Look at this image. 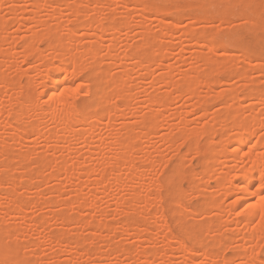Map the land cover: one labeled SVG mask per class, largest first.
Instances as JSON below:
<instances>
[{"label": "rangeland", "instance_id": "rangeland-1", "mask_svg": "<svg viewBox=\"0 0 264 264\" xmlns=\"http://www.w3.org/2000/svg\"><path fill=\"white\" fill-rule=\"evenodd\" d=\"M230 1L148 0L155 7L162 5L159 8L167 6L168 9L144 12L133 9L134 0H0V152L3 154L0 155V181L3 182H0V221L9 229L8 238L0 247L8 245L7 250L14 247L24 258L30 256L31 264L62 261L69 264H264L263 237L258 238L254 233L253 240L245 245L246 250L239 247L247 230L236 205L239 190L228 195L226 188L219 184L225 175L231 179L234 171L228 157L230 146L226 147L225 157L216 154L218 143L230 140L234 132L224 125H233L234 119L251 123L259 120L263 125L253 126L252 136L254 139L264 136V108L253 97L264 95V0H236V3L232 0L229 5ZM258 2L262 9L257 8ZM247 6L260 11L251 13L252 8ZM74 7L88 15L74 20ZM159 19L166 22V33L161 30ZM96 20L100 27L88 30L85 26L88 21ZM112 22L118 24L114 31L109 30ZM144 30H149L145 31L148 36ZM184 30H187L186 38ZM206 38H211L212 43L205 42ZM49 41L62 45V48L57 45L62 50ZM141 42H146L147 47L144 43L142 52H137L136 46ZM210 44L217 48L212 50ZM86 45H92L95 50L91 48L95 58L89 53L94 58L90 61L92 66L86 59V56L90 58V47L87 54L83 51ZM58 50L70 52L71 67L74 62L83 66L84 62L90 63L88 68L85 65L87 69L81 65L82 73L78 77L74 74L72 80V86L79 88L73 92L71 102L79 112L92 113L94 122L85 131L76 123L74 127L71 124L74 132L61 130L56 135L53 119L46 110V98L39 95L40 79L46 69L50 64L54 67L61 64L59 54L63 52ZM156 56L161 58L159 64L147 62L146 59L150 61ZM209 56L211 59L205 61ZM136 58L141 66L144 63L143 68L134 63ZM206 66L212 71L209 77ZM96 67H102V73H95ZM189 74L198 76L196 84L190 87L191 95L185 88L191 79ZM100 76L102 80L98 79ZM180 81L184 83L180 90L187 89L189 93L172 89L173 83ZM86 85L92 88L90 95L80 89ZM104 87L107 90L102 91L104 95L101 92L100 98L97 93ZM249 93L253 95L248 97ZM152 97L161 99L160 106L148 102ZM19 98L27 100L26 107L23 101L15 102ZM29 99L36 105L32 107L35 111ZM90 99L97 100L96 104L92 105L95 100ZM18 104L24 108L29 106L33 113H29L30 117L24 114L21 118L24 121L19 118L16 122L11 114L20 108ZM227 110L234 117L230 120L227 117L228 121L222 119ZM42 111L47 115L39 120ZM9 120L14 127L21 124L22 133L11 134ZM211 121L218 123L214 127L212 123L211 133H203ZM126 145L130 147L129 151L124 149V153L129 152L128 157L126 154V157H117L116 152L123 150L120 146ZM256 151L264 155L262 148ZM12 155L17 156L11 158ZM113 163L118 164L116 169ZM40 164L42 167L37 168L41 174L35 168ZM4 165H8L6 171H2L6 168ZM129 165L134 167L132 175L128 173ZM109 167L113 171L109 172ZM35 171L40 175L36 177L39 180L33 176ZM114 174L120 175L119 181H113ZM11 177L14 185L8 184ZM13 193V198L23 204L18 210L9 202ZM251 201H255L254 196ZM155 211H160L157 218ZM63 215L66 216L61 219L64 223L59 217ZM260 225L264 228V222ZM165 235H169L168 239ZM198 237L201 239L197 240ZM179 239L186 249L193 250V255L180 249ZM130 247L132 250H127ZM250 249L260 257V263L250 256L251 259H245L243 255ZM146 250L153 251V255ZM204 251L214 252L216 259ZM236 252L243 257H234Z\"/></svg>", "mask_w": 264, "mask_h": 264}, {"label": "bare ground", "instance_id": "bare-ground-1", "mask_svg": "<svg viewBox=\"0 0 264 264\" xmlns=\"http://www.w3.org/2000/svg\"><path fill=\"white\" fill-rule=\"evenodd\" d=\"M62 1H64V0H62ZM216 2H217V0H215ZM230 1V0H229ZM232 1V0H231ZM231 1H230V4L229 5H231ZM236 0H234V3H236L235 2ZM244 1V0H243ZM242 1V2H243ZM246 1V0H245ZM65 2H66V0H65ZM68 2V1H67ZM134 5H135V7L133 8L134 10H141V11H148L149 9H151L153 12H158V11H160V12H163V11H166V8H167V6L165 7H163V8H159V7H161L162 5H159V7L157 6V7H155V6H153L154 5V3H153V5L150 3H148V0H134ZM187 2V1H186ZM201 2V1H200ZM223 2V1H222ZM198 4H200L199 2H197ZM203 3V2H202ZM233 3V2H232ZM241 3V1L239 2V4ZM244 3V2H243ZM242 3V4H243ZM36 4H39V2H36ZM66 4V3H65ZM88 4V3H87ZM205 4H206V1H205ZM207 4H210V3H208L207 2ZM245 4H246V2H245ZM255 4V3H254ZM263 3L261 2V5H262ZM33 5L35 6V2L33 3ZM43 5V4H42ZM85 5V4H84ZM202 5V4H201ZM234 5V4H233ZM246 5H248V4H246ZM252 5V4H251ZM264 5V4H263ZM39 6V5H38ZM55 6V5H54ZM67 6V5H66ZM175 6H179V5H175ZM188 6V5H187ZM197 6V5H196ZM200 6V5H199ZM203 7H204V4L202 5ZM209 6V5H208ZM211 6H212V4H211ZM236 6V5H235ZM253 6V5H252ZM252 6H247L246 8H248L249 7V9H250V7L252 8ZM256 6H257V8H259V9H262V8H260L261 6H260V2H258V5L256 4ZM37 7V6H36ZM73 7V6H72ZM71 7V8H72ZM201 7V6H200ZM214 6H212V8H213ZM242 7H243V5H242ZM237 8V7H236ZM36 9V8H35ZM168 9V8H167ZM215 9V8H214ZM249 9H246V10H249ZM259 9H257V10H255V11H258L257 13H259ZM264 9V8H263ZM73 10V9H72ZM71 10V11H72ZM209 10V9H208ZM220 10V9H219ZM254 9L252 8V10H250V12L251 13H254L255 11H253ZM92 11V10H91ZM202 11V10H201ZM53 12V11H52ZM223 12V11H222ZM73 13H74V20H79V19H82V15L84 16L85 14H84V12L82 11V10H80L79 8L77 9H75V7H74V11H73ZM83 13V14H82ZM86 13V12H85ZM242 13V12H241ZM160 14V13H159ZM246 14V13H245ZM244 14V15H245ZM86 15H88V14H86ZM85 15V16H86ZM219 15V14H218ZM233 15H234V13H233ZM211 16V15H210ZM244 17V16H243ZM251 17V16H250ZM84 18V17H83ZM89 18V17H88ZM93 19V18H92ZM96 19V18H95ZM115 19V18H114ZM117 19V18H116ZM115 19V20H116ZM202 19H205L204 17H202ZM90 20V19H89ZM193 20H195L194 19V17H193ZM206 20V19H205ZM208 20H210V19H208ZM3 21V20H2ZM86 21V20H85ZM84 21V22H85ZM196 21V20H195ZM248 21V20H247ZM117 23H118V21H116ZM115 22V23H116ZM158 22L162 25V27H161V30L163 31V33H166V27L164 26V24H166V22L164 21V20H158ZM83 23V22H82ZM100 23H101V21H100ZM87 24V23H86ZM110 23H108V25H109ZM112 24H113V22H112ZM252 24V23H251ZM85 25V24H84ZM118 25V24H117ZM117 25H115V24H113V25H110V27H109V30L111 29H113V31L116 29V26ZM83 26V25H82ZM85 26H87V29L88 30H94V29H97L98 27H100V25L98 24V21L96 20V21H88V24L87 25H85ZM84 26V27H85ZM54 27V26H53ZM108 27V26H107ZM50 28V27H49ZM70 28V27H69ZM71 29V28H70ZM77 29V28H76ZM248 29V31H249V29L250 28H247ZM73 30V29H72ZM110 30V31H111ZM3 31V30H2ZM146 30H144V32H145ZM147 31H149V30H147ZM146 31V32H147ZM187 31V30H186ZM186 31L184 30L183 31V33H184V35H183V33H182V35L186 38L187 36H185V34H186ZM146 32L144 33V35L146 34ZM195 32H197L196 30H195ZM48 34L47 35H49V37H52L53 35H51L50 36V34H49V32H47ZM70 33V32H69ZM191 33V32H190ZM198 34H199V32H197ZM248 33V32H247ZM254 33V32H253ZM192 34V33H191ZM195 34V33H194ZM201 34V33H200ZM209 33H207V35H208ZM150 35V34H149ZM196 35V34H195ZM146 36H148L147 34H146ZM199 36V35H198ZM212 36V35H211ZM211 36H209V37H211ZM226 36V35H225ZM35 37V36H34ZM48 37V36H47ZM48 37V38H49ZM55 36H53V38H54ZM150 37V36H149ZM152 37V36H151ZM188 37H189V35H188ZM195 37V36H194ZM206 37V36H205ZM40 38V37H39ZM71 38H73V37H71ZM154 38V37H153ZM152 38V39H153ZM229 38V37H228ZM36 39V38H35ZM56 38H54V41H57V40H55ZM190 39V38H189ZM192 39V38H191ZM31 40V39H30ZM51 40V39H50ZM236 40V39H235ZM34 41V40H33ZM51 41H53V40H51ZM51 41H49L50 43V45H52V44H55V42H51ZM59 39H58V43H59ZM74 40H72V42H73ZM192 41H193V39H192ZM199 41H201V40H199ZM205 42H211L212 43V40H211V38H206L205 40H204ZM218 41V40H217ZM32 42V41H31ZM194 42L196 43V42H198V38L197 39H195L194 40ZM202 42V41H201ZM237 42V41H236ZM37 43H38V40H37ZM36 43V44H37ZM57 42H56V48H58V49H61L62 48V45L60 46L59 44H58ZM144 43H145V45H146V47H147V43L146 42H141V43H139L137 46H136V51L138 52V51H140V52H142V50H141V48L144 46ZM230 43V42H229ZM250 43V42H249ZM26 44H28V47L30 46L31 47V45H29V44H31V43H27L26 42ZM61 44V43H60ZM71 44V43H70ZM251 44V43H250ZM60 46L61 48H59L58 46ZM88 45V44H87ZM86 45V47L85 48H87V49H85V48H83V51L85 50V53L87 54V51L86 50H90L91 48H92V45H91V47H90V49H89V47ZM211 45V44H210ZM218 45V44H217ZM222 45V44H221ZM220 45V46H221ZM240 45V44H239ZM72 46V45H71ZM32 47H33V44H32ZM146 47L144 48L145 50H146ZM211 47H213V49L212 50H215V48H217V47H214V46H212L211 45ZM48 48H54V47H48ZM65 48V47H64ZM63 48V49H64ZM29 49V48H28ZM32 49H34V47L32 48ZM32 49H31V52H32ZM55 49V48H54ZM93 49V48H92ZM91 49V51L89 52L88 51V56L91 58H87V56H86V59L90 62V61H92V59L94 60V52H92L93 50ZM95 49H96V47H95ZM30 50V49H29ZM35 50V49H34ZM33 50V51H34ZM55 50H57V49H55ZM62 50V49H61ZM61 50H58V51H61ZM68 50V49H67ZM66 50V51H67ZM98 50V49H97ZM156 50V49H155ZM243 50V49H242ZM249 50V49H248ZM36 51V50H35ZM73 51V50H72ZM95 51V50H94ZM152 51H153V49H152ZM55 52V51H54ZM61 52H63V51H61ZM140 52L138 53V55H140ZM144 53L146 52V51H143ZM29 53V52H28ZM89 53H91L92 54V56L94 57V58H92V56H91V54H89ZM96 53V52H95ZM135 53V55H136V52H134ZM149 53V52H148ZM154 53V52H153ZM243 53V52H242ZM54 54V53H53ZM157 54L158 55H160V50L158 49L157 50ZM38 55V54H37ZM59 55H61L60 56V61H61V64L60 65H57V66H52V64H50V68L47 70L46 69V72L44 73V75L41 77V79H40V83H41V87H42V90H41V92H40V94L39 95H41V97L43 96H45V98H46V104H47V108H46V110L48 109V115H49V117L51 118L52 117V123L54 124L53 126H54V129H56V135L58 134V132H61V130H63V131H67L68 133H72V132H74V126H75V124L76 125H81L83 128H80V130H82V131H85V129L87 130V127L88 128H90L91 126H92V122H94L93 121V119H91V115H92V113L90 114H84V113H82V112H79V110H78V108H76L75 107V105L71 102L72 101V97L73 96H75V94H73V92H77L78 91V88H79V86H77V87H73L74 86V84H73V82H72V80H73V75L75 74V76H77L78 77V75L80 74V73H82V70H83V68H85V69H87L88 67L87 66H89L90 65V63H91V66H92V62H90V63H86V62H84L85 63V65H86V67H85V65L83 66V64L82 63H75L74 62V64H72V67L70 66V62L73 60L72 59V57L73 56H71V54H70V52H65V50H64V52L63 53H61V54H59ZM97 54H95V56H96ZM130 55H132V54H130ZM129 55V57L131 58V56ZM39 56V55H38ZM41 56V55H40ZM39 56V57H40ZM6 57V56H5ZM140 57V56H139ZM155 57V56H154ZM153 57V59L152 60H150V61H148V59H146L147 60V62H153V63H160V61H161V58H159V56L157 57L156 56V58H154ZM75 58V57H74ZM132 58H134L133 56H132ZM40 59V58H39ZM135 59V58H134ZM211 59V57L209 56V57H207L206 58V60L205 61H209ZM37 60V59H36ZM85 60V59H84ZM86 60V61H87ZM138 60H140V59H138ZM144 60V59H143ZM40 61V60H39ZM135 61V60H134ZM73 62V61H72ZM140 61H137V58H136V61L134 62V63H137V66H139V68L141 67V68H143L145 65H144V63H142L143 64V66H141L140 65V63H139ZM141 62H143V61H141ZM145 62V61H144ZM78 64H80V66L78 65ZM81 65L83 66V68L81 67ZM208 65V64H207ZM210 67V69H212L211 68V65L209 66ZM209 67H207L206 66V69H205V71H206V74L208 75V77H209V74H210V72L209 71H211L210 69H208ZM102 68V67H101ZM100 67L99 68H97L96 67V69H97V71L95 72V73H99V72H101L102 73V71H103V69H101ZM84 69V70H85ZM144 69H147V68H144ZM264 70V69H263ZM194 72V71H193ZM212 72V71H211ZM209 73V74H208ZM93 74V73H92ZM166 74V73H165ZM164 74V75H165ZM191 74H193V73H191ZM194 74H195V72H194ZM200 74V73H199ZM205 74V75H206ZM242 74V73H241ZM244 74V73H243ZM242 74V75H243ZM98 76H99V74H97ZM169 75H170V73H169ZM183 75H184V73H183ZM186 75V74H185ZM190 75V74H189ZM1 76V75H0ZM4 76V75H3ZM166 76V75H165ZM187 76H188V74H187ZM196 76H197V74H196ZM196 76L194 75V76H189L188 78H190L191 77V79L190 80H188V82H186V81H184V82H186V83H189V85H187V87H185V88H187L188 90H190L191 91V89H190V87L192 86V85H194V84H196V81H198L197 79L198 78H196ZM238 76H240V75H238ZM237 76V77H238ZM183 77V76H182ZM198 77V76H197ZM242 77V76H241ZM4 78V77H3ZM101 78V80H102V77L100 76V77H98V79H100ZM5 79H7L6 77H5ZM96 78H94V80H95ZM97 79V80H98ZM209 79V81L211 82V80H212V78L210 77V78H208ZM9 80V79H8ZM8 80H6V81H8ZM101 80H100V82H101ZM104 80V79H103ZM163 80V79H162ZM6 81H5V83H6ZM112 81H114V80H112ZM164 81H165V79H164ZM214 81V80H213ZM2 82H4L3 80H1V83ZM10 82V81H9ZM96 82V81H95ZM97 82H99V81H97ZM99 82V83H100ZM4 83V84H5ZM114 83H116V81L114 82ZM117 83L119 84V81H117ZM117 83H116V85H117ZM214 83V82H213ZM9 84V83H8ZM111 84H112V82H111ZM123 84V83H122ZM184 83H182L181 81L180 82H177V83H173V86H174V88L172 87V89H175V91L177 92V89H179L180 90V88H181V86L183 85ZM208 84H210V83H208ZM212 84V83H211ZM10 85V84H9ZM73 85V86H72ZM89 85V84H88ZM88 85H86L85 87L83 86V87H81L80 89L81 90H83L84 92H85V94L87 93V94H91L92 93V88H90V87H88ZM109 85V84H108ZM115 85V84H114ZM90 86V85H89ZM96 86V85H95ZM185 86V85H184ZM93 87H94V85H93ZM105 87H107V86H105ZM105 87L101 90V89H99V90H101V91H98V93H97V95H99L98 97H100V96H102V95H104V93L102 92L103 90L105 91V90H107V89H105ZM27 88V87H26ZM97 88V87H96ZM79 89V90H80ZM184 89V88H183ZM187 89H185V91L184 90H180V91H178V92H183L184 94L188 91ZM251 89V88H250ZM22 90V89H21ZM27 90H28V88H27ZM251 90H253V88L251 89ZM254 90H256V89H254ZM264 90V89H263ZM190 91H188L187 93H189ZM21 92V91H20ZM25 92H26V89H25ZM28 92V91H27ZM100 92V93H99ZM101 92L103 93L102 95H101ZM181 92V93H182ZM193 91H191L190 92V95H191V93H192ZM261 92V91H260ZM22 93H24V91L22 92ZM180 93V94H181ZM262 93V92H261ZM94 94H96V93H94ZM179 93H178V95H180ZM233 94V93H232ZM255 94V93H254ZM24 95V94H23ZM27 96H28V94H26ZM97 95H95L96 96V98L95 99H98V97H97ZM183 95V94H182ZM193 95V94H192ZM253 95V94H252ZM252 95H250V93H249V95H248V97H251ZM30 96V95H29ZM162 97V96H161ZM254 98H256L257 100H259L261 103H262V105H263V108H264V95L263 96H261V95H256V96H253ZM30 98V97H29ZM101 98V97H100ZM186 98V97H185ZM188 98H189V96H188ZM190 98H191V96H190ZM20 99V98H19ZM95 99H93V100H95ZM150 99V98H149ZM91 100V99H90ZM93 100H91V101H93ZM161 101V99H156L155 97L153 98H151L150 100H148V102L150 101L151 102V104H158V106H160L159 104H160V101ZM21 101H25V100H18L17 99V101H15V102H21ZM31 102V100L29 99L28 100V102ZM90 101V102H91ZM96 101L97 100H95V103H94V101H93V104L92 105H95L96 104ZM103 101V100H102ZM22 102V104L24 105V107H26L27 106V104L25 103V102H27V100L23 103ZM29 102V103H30ZM90 102H88V103H90ZM99 102V101H98ZM97 102V103H98ZM106 102V101H105ZM28 103V104H29ZM33 103H34V101H33ZM225 103H228V102H225ZM16 104V103H15ZM73 104V105H72ZM229 104V103H228ZM19 105V104H18ZM23 105H19L20 106V108H19V106H18V108L19 109H15V111L12 109V111H14V113L13 114H11L12 115V117L14 118V121L16 120V122H19L18 120H19V118H20V120H22L21 118H22V116H24V114L25 115H27V117L29 116V113L31 114V111H32V113H33V110L35 111L36 109H33L36 105H32V102H31V104H30V107L33 109H29L30 107L28 106V108H24V107H21V106H23ZM26 105V106H25ZM32 105V106H31ZM89 105V104H88ZM91 105V104H90ZM230 105V104H229ZM97 106H99V105H97ZM161 106H162V104H161ZM198 106H199V103H198ZM225 106V105H224ZM77 109H75V108ZM93 107V106H92ZM96 107V106H95ZM111 107V106H110ZM196 107V106H195ZM112 108H113V106L111 107V108H109V109H111L112 110ZM104 109V108H103ZM200 110V109H199ZM46 111H42V113L40 114V115H38L39 116V120H41V118H43V116L44 115H47L46 113H47ZM107 113H108V111H106ZM112 111H110V113H111ZM229 112V113H228ZM106 113V114H107ZM9 114H10V112H9ZM38 114V113H37ZM51 115V116H50ZM90 115V116H89ZM107 115H109V114H107ZM37 116V117H38ZM94 116V115H93ZM230 116V111L229 110H227V112L225 113V117H222V119L223 118H225L226 119V121H228V120H230V118H234V117H229ZM12 117H10V118H12ZM30 117V116H29ZM150 117V116H149ZM227 117H229L228 118V120H227ZM30 119V122H32L31 121V118H29ZM95 119V118H94ZM150 119H151V117H150ZM218 119V118H217ZM217 119H215V121L217 120ZM224 119V120H225ZM43 120V119H42ZM50 120V119H49ZM148 120V119H147ZM214 119L212 118V121H213ZM254 120H255V118H254ZM257 120V119H256ZM22 121H24V120H22ZM29 121V120H28ZM211 121V126H209V125H206V127H204V129L202 130L203 131V133H204V131L205 132H212V130H210V127L211 128H213L214 127V124L215 123H218V122H215V123H213ZM217 121H219V119L217 120ZM10 122V120L8 121V123ZM15 122V123H16ZM30 122H28V124L30 123ZM72 122H74V123H72ZM146 123H147V121H145ZM151 122V121H150ZM149 122V123H150ZM234 122V123H233ZM232 123H233V125L231 124V123H228V124H226L228 127H226V125H224V127L225 128H230V130L231 129H234V132L232 133V138L230 139V140H228V139H225V140H221V142H219L218 144H219V146H218V150L216 151V154H219V156L221 155V154H226V152H227V148L226 147H228V146H230L231 147V149L229 150V160L231 161V165L233 166V172H232V178L231 179H228L227 177H226V175L224 176V177H222V179H221V182H219V184L221 183V185L223 186V187H225L226 188V190H227V192H228V195H233V194H237L236 192V190H239V195H238V201H237V203H236V205H237V207H239V209H240V211H239V214H241V216L243 217L242 218V220H240L241 222H243V224L244 225H247V230H246V232L244 233V235H243V238H242V243L240 244V248H246V244L247 243H250L252 240H253V236H254V233H257V234H255V235H257V237L258 238H264V228H262V227H260L261 225V223H263L264 222V155H263V153H261V152H259V151H256V150H258L259 148H262L263 150H264V136H258L256 139H254L253 138V136H252V134H253V132H252V128H253V126H262L263 124L259 121V120H257V122L256 121H253V123H251V122H249V120H246V119H240V120H237V119H234V121H233ZM20 123H23V122H21L20 121ZM212 123H213V127H212ZM10 124V127L12 126V124L13 123H9ZM27 124V126H28V129H30V125L31 124H29L28 125ZM73 125V127H72V125ZM148 124V123H147ZM229 124H230V126H229ZM25 125H26V123H25ZM32 125H34V124H32ZM146 125V124H145ZM35 126V125H34ZM90 126V127H89ZM19 127V128H18ZM21 127V124H20V126H15L14 127V125L12 126V128H10V130H12L11 131V134H13L15 131H17L18 133L22 130V127ZM33 127V126H32ZM182 128V127H181ZM222 128V127H221ZM220 128V129H221ZM19 129H21L20 131H19ZM36 129V133L38 132V129L37 128H35ZM57 130H59V131H57ZM88 130H90V129H88ZM180 130V129H179ZM16 132V133H17ZM35 132V131H34ZM33 132V133H34ZM210 132V133H211ZM214 132V131H213ZM15 133V134H16ZM17 133V134H18ZM20 133H22V132H20ZM26 133V132H25ZM126 133V132H125ZM128 133V132H127ZM193 134V133H192ZM125 135V134H124ZM127 135H129V134H127ZM12 136H15V135H12ZM124 138V137H123ZM191 140V139H190ZM169 141V142H168ZM173 141H175L174 139H173ZM172 140L170 141V140H167L166 142L167 143H170V142H172V143H170L171 145H174L175 143L173 142ZM120 142H122V139H120ZM119 143V142H118ZM123 143V142H122ZM121 143V144H122ZM125 143V142H124ZM123 143V144H124ZM174 143V144H173ZM122 144V145H123ZM127 144V143H126ZM169 144V145H170ZM129 145V144H128ZM128 145H126V146H128ZM3 146V145H2ZM126 146H120V147H122V151L121 152H116V155H117V157H122L123 155H124V157H126V155H127V157H128V154H129V152H126V153H124L125 152V150L124 149H128V148H130L129 146L128 147H126ZM1 147V146H0ZM126 147V148H125ZM66 149H68V148H66ZM120 149V148H119ZM68 151V150H67ZM66 151V152H67ZM128 151H129V149H128ZM128 153V154H127ZM203 153H205V152H203ZM126 154V155H125ZM206 154V153H205ZM0 155H1V152H0ZM3 155V154H2ZM1 155V156H2ZM5 155H7V156H10V155H8V154H5ZM15 156H17V155H12L11 156V158H13V157H15ZM179 156H181V155H179ZM208 156V155H207ZM206 156V157H207ZM216 156H218V155H216ZM222 156V155H221ZM211 157V156H210ZM224 157H225V155H224ZM0 158H2V157H0ZM3 158H4V156H3ZM63 158H64V156H63ZM115 158H116V156H115ZM179 158V157H178ZM207 158H209V156L207 157ZM60 159H62V156H61V158ZM126 159V158H125ZM127 159H129V158H127ZM213 159V158H212ZM227 159V158H226ZM225 159V160H226ZM208 160V159H207ZM62 161V160H61ZM112 161H115V160H112ZM116 161H118V160H116ZM120 161V160H119ZM210 161V160H209ZM42 162H44V161H42ZM42 162H40V163H42ZM63 162V161H62ZM61 162V165H63V163ZM60 163V162H59ZM129 163V162H128ZM131 163V162H130ZM129 163V164H130ZM45 165V162H44V164H43V166ZM113 165H115L114 166V168L116 169L117 168V166H118V164L116 165V163H113ZM112 165V166H113ZM2 166V165H1ZM5 167H6V165H4ZM10 166V165H9ZM40 166V168L42 167V164H40V165H38V166H36L35 168H37V167H39ZM65 166V165H64ZM63 166V167H64ZM112 166H110V167H112ZM130 167H129V171H128V173L130 174V175H132L133 174V171H134V167H132L131 165H129ZM3 167V166H2ZM110 167H109V172H111V171H113V169L111 170L110 169ZM4 168V167H3ZM8 168V165H7V167L4 169V170H2V171H6V169ZM40 168H37V169H39V170H36V171H38L39 173H40ZM65 168V167H64ZM113 168V167H112ZM66 169V168H65ZM64 169V171H67V170H65ZM71 169V168H70ZM106 170L108 169V168H105ZM114 169V170H115ZM205 169V168H204ZM227 169V168H226ZM20 170V169H19ZM59 170V169H58ZM62 170V169H61ZM103 170V169H102ZM105 170V171H106ZM36 171H35V173H36ZM223 171H226V170H223ZM222 171V172H223ZM26 172V171H25ZM102 173L104 172V171H101ZM108 172V171H107ZM205 172V171H204ZM185 173V172H184ZM38 173H36V175H37ZM41 174V173H40ZM105 174V173H104ZM207 174V173H206ZM224 174H225V172H224ZM5 175H7V174H5ZM36 175H33V176H35V178L36 177H39L40 175L38 174V176H36ZM101 175V174H100ZM115 175V174H114ZM116 175H118V174H116ZM114 176L115 177V179H113V181H115V182H117V181H119L120 179H119V177H120V175H119V177L118 176ZM102 176H104V175H102ZM101 176V177H102ZM23 177V176H22ZM25 177V176H24ZM113 177V178H114ZM194 177V176H193ZM102 178H104V177H102ZM6 179V178H5ZM8 179V178H7ZM10 179V182L8 183V181L7 182H5V184L6 183H8V184H12L13 182H15L14 180L13 181H11L12 179H14V177L12 178H9ZM38 178H36V180H37ZM35 180V181H36ZM39 180V179H38ZM0 182H2V181H0ZM12 182V183H11ZM37 182V181H36ZM3 183V182H2ZM218 184V186H220ZM12 185H14V184H12ZM0 186H1V188H2V184H0ZM101 188H103V186H101ZM10 191H11V188L9 189ZM2 191H4V190H2ZM12 192H14V191H11V193ZM0 193H2L1 191H0ZM11 196H12V198H10L9 200V202L12 204V207L14 206L15 208H16V210H18V209H20V207L23 205H21V203L19 202V200L17 199V198H13V195H14V193L13 194H10ZM10 196V197H11ZM176 196H178L179 197V194L178 195H176ZM255 197V201H251V198L252 197ZM14 197H16V196H14ZM22 198V197H21ZM179 199V198H178ZM22 200H23V198H22ZM177 200V199H176ZM23 202V201H22ZM28 202V201H27ZM177 202V201H176ZM183 202V201H181V197H180V201H179V204H181V203ZM219 202V201H218ZM24 205H26V204H24ZM217 206V207H216ZM215 207L216 208H218L219 207V205H216ZM154 214L156 213L157 214V216L156 215H153V216H156V218L157 217H159L158 215H159V213H160V211H155V212H153ZM60 217V220L62 219V220H64L63 218L64 217H66L65 215H63V217L62 216H59ZM72 218H73V216H72ZM74 219H76L75 217H74ZM79 220H80V218H78ZM39 220V219H38ZM40 220H43V218L42 219H40ZM39 220V221H40ZM61 220V221H62ZM69 220V219H68ZM71 220V221H70ZM69 221L70 222H72V219H70ZM239 220V219H238ZM237 220V221H238ZM125 221V220H124ZM63 223H64V221H62ZM66 223V222H65ZM68 223V222H67ZM73 223H80L81 224V221H78V222H76V220H73ZM88 222H86V224H87ZM94 223V222H93ZM164 223H166V222H164ZM90 224H92L91 222H90ZM138 224V223H137ZM167 224V223H166ZM88 225V224H87ZM104 225H106V224H104ZM103 225V226H104ZM168 226H169V224H167ZM179 225V224H178ZM108 226V225H107ZM129 226V225H128ZM180 226V225H179ZM169 228V227H168ZM148 229V231H150L149 230V228H147ZM9 229H8V226L7 225H4L3 224V222L2 221H0V246L2 245V243L4 242V241H6V238H8V234H9V231H8ZM146 230V229H145ZM147 231V232H148ZM196 231V230H195ZM172 231L170 230V232L169 233H171ZM190 232H191V230H190ZM189 232V236H190V233ZM197 232V231H196ZM196 232H194V231H192V234H196ZM61 233V231H59V234ZM187 233V232H186ZM65 233H63V235H64ZM165 234H168V233H165ZM173 233H171V235H172ZM170 235V234H169ZM169 235H165L166 237V239H168V236ZM174 235V234H173ZM197 235V234H196ZM231 235V234H230ZM60 236H62V235H60ZM60 236L58 237V238H60ZM194 236V235H193ZM197 236H199V235H197ZM55 237H56V234H55ZM55 237H53V239H54V241H56V242H59L58 241V238H55ZM173 237H175V236H173ZM191 237H192V235H191ZM200 237V236H199ZM197 238V240H199V239H201V238ZM52 238V237H51ZM62 239H64V237H61ZM179 238V237H178ZM187 238H188V236H187ZM195 238V237H194ZM232 239H233V235H232V237H231ZM61 239V240H62ZM68 239V238H67ZM73 239V238H72ZM222 239V238H221ZM220 239V240H221ZM256 239V238H255ZM8 240V239H7ZM225 240H226V237H225ZM225 240H223V241H225ZM79 241H81V240H79ZM177 241H179V245H182V240H177ZM196 241V240H195ZM217 241V240H216ZM184 242V241H183ZM221 242V241H220ZM255 242V241H254ZM7 243H8V241H7ZM78 243H80V245H82L81 244V242H78ZM77 243V244H78ZM200 243H202V242H200ZM222 243V242H221ZM256 243V242H255ZM260 243V242H259ZM264 243V242H263ZM5 244V243H4ZM257 244H258V242H257ZM256 244V245H257ZM6 245V244H5ZM36 245V244H35ZM109 245V247H110V244H108ZM116 245H118L117 243H116ZM201 246H202V244H200ZM252 245V244H251ZM184 246H186L184 243H183V245H182V247H180V249H182V251H184L185 253H187L188 255H193L194 254V252H193V250L192 249H186ZM6 247H8V245L6 246ZM5 246H2V247H0V264H31V257L30 256H26L25 258H24V255L23 254H21L20 252H18V250L17 249H14V247L13 248H11V247H9L11 250H9V248H8V250L7 249H5L6 248ZM118 247V246H117ZM119 247H120V249H122L123 251H125L126 249H124V248H121V246L119 245ZM118 247V248H119ZM189 247V246H188ZM178 248V247H177ZM255 248V247H254ZM12 249H14V250H12ZM128 249H131V247L130 248H127V250ZM204 248H202V250H203ZM253 249V248H252ZM252 249H250V250H248V252H245V254L246 255H243L242 253L240 254V253H238L237 254V252H236V256H234V257H237V258H242L243 256L245 257V259H247V258H249V256L254 260V261H256L257 263H260L261 262V259H260V257H258V256H256L255 254H254V252H253V250ZM132 250V249H131ZM145 250V249H144ZM246 250V249H245ZM208 251H210V250H208ZM127 252V251H126ZM153 252V251H152ZM152 252H148L147 250H146V253H149V254H152ZM207 251H204V254H207L206 253ZM144 253H145V251H144ZM158 253V252H157ZM156 253V254H157ZM248 253V254H247ZM129 254V253H128ZM155 254V255H156ZM213 254H214V252H213ZM213 254H211V253H208V255L210 256V258L211 259H216V256L217 255H213ZM217 254V253H216ZM153 255V254H152ZM154 255V256H155ZM243 255V256H242ZM251 258H249V259H251ZM252 260V261H253ZM57 264H69V262H67V261H62V262H59V263H57Z\"/></svg>", "mask_w": 264, "mask_h": 264}]
</instances>
